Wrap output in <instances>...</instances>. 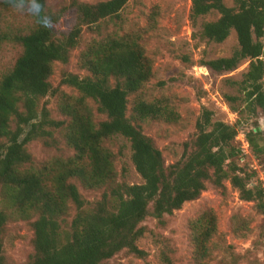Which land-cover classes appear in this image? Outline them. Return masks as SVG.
Masks as SVG:
<instances>
[{
    "label": "trees",
    "instance_id": "obj_1",
    "mask_svg": "<svg viewBox=\"0 0 264 264\" xmlns=\"http://www.w3.org/2000/svg\"><path fill=\"white\" fill-rule=\"evenodd\" d=\"M127 1L75 5L80 25L117 17ZM190 1L192 21L212 11L219 14L216 21L201 25V39L220 44L231 31L236 36L237 49L229 57L207 61L204 67L221 75L247 60L248 68L242 79L228 82L242 94L240 101L245 109L251 112L259 109L264 113V61L261 59L264 0H236L237 10L225 7L222 0ZM3 3L12 7L7 0ZM38 3L46 7V0ZM80 30L79 26L74 28L65 42L60 43L52 40L48 26L41 27L37 22L28 34L14 35L13 40L21 46L22 53L11 71L0 80V194L10 207L25 214L24 217H28L30 209L37 214L32 224L34 254L28 264H101L121 250L142 257L143 251L136 246L143 235L139 224L148 216L161 220L164 215L179 210L184 203L197 199L208 182L221 186L223 180H229L241 200L256 202L263 210L262 194L247 188L245 178L237 173L232 161L237 155L231 146L237 134L234 127L219 121L211 123L212 113L203 111L196 123L194 140L190 146L185 145L179 161L166 167L160 151L133 124L149 118L169 120L166 109L137 99L130 119L126 117L128 96L140 91L151 75V66L133 37H112L94 45L87 66L91 77L78 79L69 75L63 79L80 96L73 108L67 106L65 113L69 117L64 127L65 139L76 151L74 159L64 161L65 168L60 165L61 169L52 177L24 170L22 166L30 161L25 144L45 134L41 123H35V100L49 92L52 64L67 62ZM111 78L116 81L113 87L109 85ZM86 99L97 104L98 112L106 120L98 124L92 121ZM225 99L238 112L239 99L231 95H225ZM12 116L21 117L29 125L22 139L10 129ZM55 125L61 126L62 122ZM208 126L210 130L206 129ZM256 132L248 133L252 147ZM113 136L129 141L131 162L142 183L112 189L107 203L104 200L95 209L84 208L76 186L68 182L69 176L77 172L86 186L108 182L112 177L111 157L100 144ZM228 160L230 163L225 165ZM64 201L72 203L77 213L71 220L70 234L61 238L52 211ZM7 219L8 215L0 210V231ZM163 262L171 264L166 257ZM0 264H4L1 249Z\"/></svg>",
    "mask_w": 264,
    "mask_h": 264
},
{
    "label": "rangeland",
    "instance_id": "obj_2",
    "mask_svg": "<svg viewBox=\"0 0 264 264\" xmlns=\"http://www.w3.org/2000/svg\"><path fill=\"white\" fill-rule=\"evenodd\" d=\"M3 1L0 0V80L11 71L22 53L13 36L26 35L36 26L32 15L6 6ZM104 1L107 0H46L52 40L65 42L74 28L79 26L81 30L69 50L67 62L52 64L49 92L35 100V123H41L45 134L25 144L30 161L22 166L23 169L52 177L61 169L60 165L65 168L64 161L74 159L76 151L65 139L64 127L69 121L65 113L67 106L73 108L80 96L63 79L69 75L78 79L91 77L87 69L91 48L109 38L127 36L135 38L141 46L151 66V75L140 91L128 96L126 117L130 119L133 102L137 99L166 109L169 120L149 118L133 122L160 151L164 165L167 167L180 160L185 145L190 146L197 134L198 119L203 111H210L211 123L219 121L235 128L237 134L231 146L237 155L232 161L237 173L245 178L247 188L262 194L264 205V113L259 109L254 112L245 109L240 101L242 94L228 82L242 79L248 61H241L235 70L221 75L204 67L205 62L229 57L237 49L235 33L231 31L220 44L201 39V25L216 21L219 14L212 11L192 21L190 0H128L117 17L93 25H80L75 5ZM222 3L237 10L236 0H222ZM261 59L264 61V46ZM109 85L115 86L116 81L111 78ZM225 95L239 99L236 102L238 112L231 109ZM85 102L94 123L106 120L94 101L86 99ZM60 122L61 126L55 125ZM27 125L21 117L15 116L9 123L20 139ZM206 129L210 130V126ZM253 130L257 132L253 134L255 145L252 147L248 133ZM100 146L111 157L110 180L86 186L77 172L68 179L76 186L87 209L97 208L104 200L107 203L112 189L142 183L131 162L127 139L113 136L103 140ZM227 163L230 161L225 165ZM0 210L8 215L0 231L4 264H28L34 254L35 210L30 209L28 217H24L25 214L9 206L1 194ZM52 213L60 237H67L71 232V220L77 213L75 206L64 201ZM139 227L143 228V235L136 246L143 251L142 257L121 250L101 264H165L164 257L171 264H264V208L260 210L256 202L241 200L229 180H223L221 186L206 183L197 199L184 203L161 220L148 216Z\"/></svg>",
    "mask_w": 264,
    "mask_h": 264
},
{
    "label": "clouds",
    "instance_id": "obj_3",
    "mask_svg": "<svg viewBox=\"0 0 264 264\" xmlns=\"http://www.w3.org/2000/svg\"><path fill=\"white\" fill-rule=\"evenodd\" d=\"M13 8L18 11H26L36 18L41 27H47L50 21V14L45 5L38 3V0H7Z\"/></svg>",
    "mask_w": 264,
    "mask_h": 264
}]
</instances>
